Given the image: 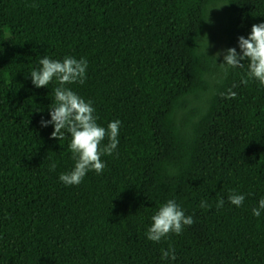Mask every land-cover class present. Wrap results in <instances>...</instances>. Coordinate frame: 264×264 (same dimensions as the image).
Returning a JSON list of instances; mask_svg holds the SVG:
<instances>
[{
	"label": "trees",
	"instance_id": "trees-1",
	"mask_svg": "<svg viewBox=\"0 0 264 264\" xmlns=\"http://www.w3.org/2000/svg\"><path fill=\"white\" fill-rule=\"evenodd\" d=\"M213 22L225 54L239 53L264 0H0V264H264V210L252 214L264 198V86L242 83L247 61L220 66L205 42ZM45 56L85 59V82L65 87L99 126L121 122L102 174L79 185L59 180L75 166L70 134L41 126L60 86L33 85ZM168 200L194 223L149 241ZM170 249L176 260H162Z\"/></svg>",
	"mask_w": 264,
	"mask_h": 264
},
{
	"label": "clouds",
	"instance_id": "clouds-1",
	"mask_svg": "<svg viewBox=\"0 0 264 264\" xmlns=\"http://www.w3.org/2000/svg\"><path fill=\"white\" fill-rule=\"evenodd\" d=\"M240 52L235 48L227 50L226 54L217 52L215 58L218 59L223 54L224 63L220 66L228 68L242 67L243 62H248L247 79L242 83L247 84L254 79L264 86V23L253 25L251 34L244 38H238ZM42 66L38 70H33L30 74L32 83L36 88L47 87L55 77L59 82V87L54 89L55 103L50 107L51 119L41 121L42 127L54 126L51 138L62 140L65 132L70 134L71 142L69 150L75 160L74 169L69 173L59 176V180L65 185H79L89 171L102 174L105 164L101 160L102 155H112L119 144L118 135L120 121L115 120L107 125V128L97 124V117L94 115L95 109L92 103L85 102L70 88L65 85L75 83L83 84L86 78L88 67L85 59L77 60L73 57H65L62 61L51 60L43 57L39 60ZM236 93L229 90L226 99H234ZM108 139V143L101 148L102 142ZM55 165H53V169ZM229 202L240 207L243 205L245 196L231 194ZM224 200L217 202V208L223 207ZM201 207H210L206 201H201ZM264 210V198L260 199L259 207L253 208L252 214L260 217ZM194 223L191 216H185L184 211L175 202L168 200L152 216V224L148 228L146 236L149 241L159 242L170 233L180 235L184 226H191ZM162 260H176L174 249L162 250Z\"/></svg>",
	"mask_w": 264,
	"mask_h": 264
},
{
	"label": "rangeland",
	"instance_id": "rangeland-1",
	"mask_svg": "<svg viewBox=\"0 0 264 264\" xmlns=\"http://www.w3.org/2000/svg\"><path fill=\"white\" fill-rule=\"evenodd\" d=\"M207 49L215 57L217 52L225 54V39L221 30V26L217 22H213V26L205 39ZM223 59V54L219 57Z\"/></svg>",
	"mask_w": 264,
	"mask_h": 264
}]
</instances>
